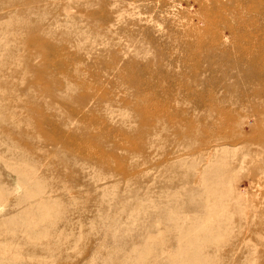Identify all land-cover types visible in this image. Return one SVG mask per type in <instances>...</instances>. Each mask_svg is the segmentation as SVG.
Returning a JSON list of instances; mask_svg holds the SVG:
<instances>
[{
    "label": "rangeland",
    "instance_id": "1",
    "mask_svg": "<svg viewBox=\"0 0 264 264\" xmlns=\"http://www.w3.org/2000/svg\"><path fill=\"white\" fill-rule=\"evenodd\" d=\"M0 264H264V0H0Z\"/></svg>",
    "mask_w": 264,
    "mask_h": 264
}]
</instances>
